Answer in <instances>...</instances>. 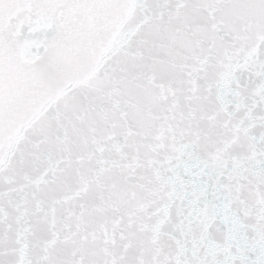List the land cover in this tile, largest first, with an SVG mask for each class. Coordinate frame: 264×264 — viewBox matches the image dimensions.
Returning a JSON list of instances; mask_svg holds the SVG:
<instances>
[{
  "label": "snow or ice",
  "instance_id": "snow-or-ice-1",
  "mask_svg": "<svg viewBox=\"0 0 264 264\" xmlns=\"http://www.w3.org/2000/svg\"><path fill=\"white\" fill-rule=\"evenodd\" d=\"M0 264H264V0H0Z\"/></svg>",
  "mask_w": 264,
  "mask_h": 264
}]
</instances>
